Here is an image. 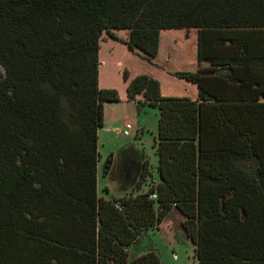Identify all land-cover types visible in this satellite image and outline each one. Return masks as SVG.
I'll list each match as a JSON object with an SVG mask.
<instances>
[{
  "label": "trees",
  "instance_id": "16d2710c",
  "mask_svg": "<svg viewBox=\"0 0 264 264\" xmlns=\"http://www.w3.org/2000/svg\"><path fill=\"white\" fill-rule=\"evenodd\" d=\"M210 29L238 46L264 31V0H0V264H161L131 251L173 208L196 264H264V80L220 100L199 70L157 62L163 31L195 30L199 66ZM116 31L197 95L164 96L152 73L123 70L126 99L157 110V163L143 159L120 197H102L98 131L120 96L99 86L100 43ZM262 46L210 67L243 84L237 68L264 73Z\"/></svg>",
  "mask_w": 264,
  "mask_h": 264
},
{
  "label": "rangeland",
  "instance_id": "374dc122",
  "mask_svg": "<svg viewBox=\"0 0 264 264\" xmlns=\"http://www.w3.org/2000/svg\"><path fill=\"white\" fill-rule=\"evenodd\" d=\"M188 31V33H186ZM173 30L162 33V52L157 58V62L165 65L166 70H200L202 77V87L211 94L218 95V99L224 100L227 95L242 97L248 93L253 85L246 83L250 71L237 68L236 74L242 76L243 84L231 86L228 81L221 78H214L211 72L210 60L219 57H231L239 55L240 44H248V52L255 53L264 43V31L250 32L236 36L238 46L229 43V37L225 39V44H217L215 37H219V32L215 30H204L203 56L200 65L196 61V36L195 30ZM227 31V30H221ZM116 37L107 33L102 34L100 43L99 86L101 88L116 89L121 94L120 101L103 103V120L98 131L97 151H98V194L107 197L103 189L109 190L110 196L120 195V189L126 187V183L132 177L131 174L116 175L103 172L104 165L112 157H122L126 166L134 160H147L153 168L156 166L157 157L155 155V142L157 136V110L148 106L138 108L134 101L125 98V83L122 78L123 70H127L130 77L137 74L150 73L160 77L161 82L168 90V95H184L191 98L196 85L190 87L182 86L183 80L171 76V80L162 78L159 74L161 68H156L141 59L136 52L129 51L123 44L125 38L124 31L113 32ZM258 39H254V37ZM236 41V40H235ZM263 47V46H262ZM264 48V47H263ZM169 56L166 59V56ZM167 61V62H166ZM165 75V74H164ZM220 77V76H219ZM251 80V78H249ZM248 80V79H247ZM252 81V80H251ZM252 83V82H251ZM249 87H248V86ZM238 89V90H236ZM120 96V95H119ZM250 94L242 98H249ZM230 98V97H229ZM227 99V98H226ZM127 130L128 134H123ZM132 153L134 155L132 156ZM134 157V159H133ZM118 166V164H117ZM120 166V165H119ZM127 180H126V179ZM147 182H150L149 177ZM129 187H126V189ZM182 215L175 209L162 219L158 228L150 229L144 234L138 244L137 249L131 251L132 254L154 252L161 264H196L194 257V245L181 226Z\"/></svg>",
  "mask_w": 264,
  "mask_h": 264
},
{
  "label": "crops",
  "instance_id": "0c3cea01",
  "mask_svg": "<svg viewBox=\"0 0 264 264\" xmlns=\"http://www.w3.org/2000/svg\"><path fill=\"white\" fill-rule=\"evenodd\" d=\"M163 32H166V31H163ZM162 32V33H163ZM162 33H161V38H160V40H161V42H160V51H159V56H160V53L162 52L161 51V47H162ZM169 56H167V58H168ZM162 69V68H161ZM162 72L164 71L163 69L161 70ZM200 71V70H199ZM165 72V71H164ZM211 72H212V74H213V80H214V78H221V77H219V75H217L212 69H211ZM150 73H152V72H150ZM153 74V73H152ZM159 74L162 76V78H164V79H168V80H171L170 78H172L171 77V75L169 74V72L167 71V72H165L164 74L163 73H161V72H159ZM158 80H159V82H160V90H161V93H162V95H164V96H169L168 94V90L166 89V87H165V85L161 82V79H160V77L159 76H157V75H155V74H153ZM249 77L251 78V84L249 85V86H251V85H253L254 86V84H255V82L256 81H260V80H264V73H261V72H253L252 73V76L251 75H249ZM222 80H225L224 78H222ZM201 84H202V81H201ZM230 84V83H229ZM190 85H192V84H189V83H187V82H185V81H183L182 82V86H185V87H190ZM231 86H235V85H232L231 84ZM236 90H238V89H236ZM123 94H124V96H125V98H126V93H125V91L123 92ZM120 95V97L122 98V96H121V94H119ZM192 96H191V99H195L196 98V95H197V90H194V92H193V94H191ZM216 95V94H215ZM137 162H136V170L131 174V177H133V176H137V174H138V171H139V164L141 163V161L139 162L138 160H136ZM126 183V185L128 184V182H125ZM145 189V186H141V189L140 190H144ZM115 197H120V195H118V196H115Z\"/></svg>",
  "mask_w": 264,
  "mask_h": 264
},
{
  "label": "flooded vegetation",
  "instance_id": "af4514ba",
  "mask_svg": "<svg viewBox=\"0 0 264 264\" xmlns=\"http://www.w3.org/2000/svg\"><path fill=\"white\" fill-rule=\"evenodd\" d=\"M134 155V153H132V156ZM134 159V157H133ZM110 162V165H107V162L106 164L104 165V167H106L105 171H106V174H112L113 172H115L116 175H122L123 171L125 174H129L132 169L130 166H126L125 162H124V159L122 157H112V159H109ZM118 164V166H117ZM120 165V166H119ZM126 179V178H125ZM127 180V179H126Z\"/></svg>",
  "mask_w": 264,
  "mask_h": 264
},
{
  "label": "water",
  "instance_id": "95a60500",
  "mask_svg": "<svg viewBox=\"0 0 264 264\" xmlns=\"http://www.w3.org/2000/svg\"><path fill=\"white\" fill-rule=\"evenodd\" d=\"M110 159H112V156H111ZM110 162H111V161L107 162V165H110ZM136 162H137V161L134 160V162H132V164L130 163V167H131V169H132V171H131L132 173L136 170ZM129 174H131V173H129ZM129 174H128V175H129Z\"/></svg>",
  "mask_w": 264,
  "mask_h": 264
},
{
  "label": "built area",
  "instance_id": "2783aa9c",
  "mask_svg": "<svg viewBox=\"0 0 264 264\" xmlns=\"http://www.w3.org/2000/svg\"><path fill=\"white\" fill-rule=\"evenodd\" d=\"M123 134H125V135H126V134H128V131H127V130H125V131L123 132Z\"/></svg>",
  "mask_w": 264,
  "mask_h": 264
}]
</instances>
